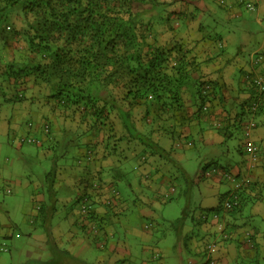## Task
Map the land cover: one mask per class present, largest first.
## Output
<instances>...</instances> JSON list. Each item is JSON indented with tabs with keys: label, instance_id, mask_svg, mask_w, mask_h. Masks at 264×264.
Here are the masks:
<instances>
[{
	"label": "trees",
	"instance_id": "trees-1",
	"mask_svg": "<svg viewBox=\"0 0 264 264\" xmlns=\"http://www.w3.org/2000/svg\"><path fill=\"white\" fill-rule=\"evenodd\" d=\"M177 1L0 0V90H3L0 94L7 100L23 99L27 79L31 84L44 87L56 107L62 106L60 109L67 111L56 115L58 121L65 119L66 122L69 116L79 122L78 126L89 122L88 130L83 131L84 126L80 131L81 128L75 125L66 129L64 124L59 133L71 132L77 137L72 141L74 149L100 145L103 157L111 158L114 168L129 156L144 164L158 154L164 163L172 161L170 151L161 154L164 149L156 142L155 133L169 135L174 145L187 141L190 133L185 134L186 125L182 121L186 103L190 100L199 110L209 111L215 100L217 81L204 68L224 51L219 50L216 56L206 55L201 45L204 38L196 37L197 30L205 36L206 20L201 19L200 2L184 0L186 2L175 11L173 7L177 6ZM219 4L228 6L225 0H219ZM15 14L22 22L21 27H16L12 20ZM211 17L217 19L213 13ZM190 27L195 30L193 41L186 38L193 36ZM16 36H22L29 53L9 59L4 53L9 47L15 50ZM215 37L222 38L221 35ZM258 52L264 53V50ZM251 65L252 70L243 72L245 79L249 75L247 87L252 92L244 100L243 108L234 116L227 113L226 120L232 123L225 121L224 126L215 123L222 129L224 138L241 135L239 150L247 158L245 145L251 135L245 134L246 126L250 120L258 126L255 117L264 111V91H261L264 67L258 68L252 61ZM221 67L217 68L222 70ZM258 77L262 84L254 81ZM109 113L116 116L113 122L107 121L111 118ZM100 117L104 120L103 126L95 122ZM93 118L95 123L91 122ZM51 134L54 135L50 126L49 132L43 133V141ZM84 134H91L93 138L83 142ZM58 137L56 135L57 146L60 145ZM216 164L207 166L217 167ZM80 172L83 178L75 180L77 183L73 182L72 186V192L77 196L74 215L85 227L87 222L98 226L106 217L96 214V199L115 178L101 181L102 178L94 177L88 166ZM48 175L53 177L54 173ZM151 189L148 187L149 192ZM152 194L154 197V192ZM224 198L218 206L211 208L212 212L222 213ZM85 199L91 208L83 215L81 205ZM38 206L42 207L40 203ZM109 212L114 211L110 208ZM184 220L185 214L172 224L183 225ZM247 232L250 233L248 237ZM254 240V234L246 231L243 242L251 253L256 247ZM251 262L260 263V260L256 258Z\"/></svg>",
	"mask_w": 264,
	"mask_h": 264
},
{
	"label": "crops",
	"instance_id": "crops-1",
	"mask_svg": "<svg viewBox=\"0 0 264 264\" xmlns=\"http://www.w3.org/2000/svg\"><path fill=\"white\" fill-rule=\"evenodd\" d=\"M225 1L228 2V6L220 5L219 0H217V2L215 3L214 0H203L201 2L198 1L205 9L202 12L203 14H201L202 21L206 19V15L210 16L212 13L215 15L216 13L218 14L217 10L219 9L216 7L217 5L222 7L227 14H230L229 16H227V18H230V16H232L233 14L234 9L237 8L240 3H238V0ZM258 1V4H260L262 7L264 5L263 0ZM180 7L174 6L173 8L175 9V11H177ZM190 28L192 29L193 36H187L186 38L193 41L195 39V30L192 27ZM215 36L217 35L215 34L214 36L205 37L202 35V33H199L198 30L196 31V37L204 38L202 39L203 41L201 42V45H203V49L206 55L210 54V56H216L217 54H219V50L221 51L223 49L224 51L222 52V54L217 55V59L213 60L214 62L209 63L208 66H205L204 68V71L217 81L215 100L211 102L212 105L210 106L209 111H204L203 109L199 110V108L194 105V102H191L190 100H188L186 103V115L184 116V119H182V121L186 125L185 134H190L187 137V141L185 140L177 143L178 146L185 150L189 149L196 151L199 147L215 146L219 143L224 144L227 138H224L222 129H218L219 127L215 123L218 122L219 124H221V126H224L225 121L227 123L228 121L230 122V120H226V118H228L227 113L231 116H234L238 111H240L243 108L244 100L247 99L251 92V90L248 91L250 88L248 89L247 87L248 83L245 77H243V72L253 69L251 65L252 53L250 54V59L246 60L242 55L243 47H240L242 45L241 43L237 50L238 56L230 55L226 51V47L229 46V41L231 40L230 37L224 39L223 36L222 38H216ZM263 50L264 39L259 43V46L256 47L254 52ZM218 66H222V70L218 69ZM244 86L246 87L244 88ZM261 91H264V85H262ZM29 102L33 106V117L31 120L35 121V125L32 128H28L25 125L24 128V126H22L19 121V114H16L15 119H12L8 122L9 135L16 133V131H18V128L20 129V131L18 132L19 135L30 131L39 138L38 143L41 145V142L43 141V133L41 132V127L44 122L50 121L51 123H49L54 135L51 134L48 137L47 141L43 142L47 143L48 141H51V147L54 146V148H57L59 146H57L56 135H59V132L62 131L64 124L66 129H70L75 125L76 127L81 128L80 131H82L83 126H78L79 123H77L76 120L72 119V117H67L66 122L64 121L65 119H59L58 121V119H56V115H53V111L48 110V117L50 119L45 120L43 114L47 115L46 111H41L36 102ZM255 119L259 122V124L251 132L250 139L260 146L261 157L259 162L256 165L251 166L246 155L242 154V159L235 166L228 167V169L233 171L235 174L238 173V175L243 176L246 179L245 185L241 190V205L239 206V208L233 211H221L222 213H220L218 218L216 219L207 218L202 220L201 215L203 211L201 215L197 216L198 219L204 222V241L206 237H212L214 239L212 241L217 244L216 264H264V111L261 114H258ZM203 123L209 124L210 129H204L202 125ZM88 128L89 127H84L83 131L88 130ZM82 136L83 142H87L90 140V138H93V135L91 134H84ZM234 136L232 138H234ZM154 137L156 142L158 143L160 138L166 139V141L172 140L173 143H171L169 146H174V140L169 135L155 133ZM173 148L169 147L166 151V149L163 147L164 150H162L161 154H165L164 152L170 151L171 154L169 155L171 157V160L177 161L181 164L182 162L178 161L175 158L173 154ZM102 150L103 149L100 145L96 146L95 148H86L85 146H82L81 148L76 147L75 154L77 158L75 162L77 164L76 166H78L76 170H72L69 167L68 169H64V167L59 168V165L56 163L55 167L58 166L59 169L57 168V172H53V178L51 177L52 175H48L45 185H42L40 180L36 182L37 187H35V191L32 194L33 200L35 202L33 215L36 218L40 217L42 220H46V224L49 216L54 211H56L55 214L58 212L55 206H51V214L49 215L48 213H44L45 208L43 207L47 199L50 198L48 194H45L46 187L51 188L53 203H55V200L58 199V196H56V194H58V191H61L60 199H62L64 203L62 205L63 211L67 210V204H65V202L68 201V203H74V208L71 209L73 216L71 213H68L69 218L72 221L70 227H65L62 223H58L54 226L44 225L41 232H39L37 228H34V231H36L37 233L28 234V238L30 241L29 244L32 250L31 252L32 254L36 255L35 260L38 263L106 264L107 262H103L107 261L105 258H103L104 255L101 254L99 248H96L97 251L94 249L95 243H92L90 238L87 237V234H90L93 230H99L100 232H104L106 241L108 239L115 240L118 234V229L116 227V225L118 224L121 225V227L125 231V239H120V241L118 240L115 244H110L109 251L111 252V255H109V252H107V255H109V264H164L163 255L165 254L164 251L166 250H163L157 247V245L153 244V242L156 241L157 237H160V235L162 236V231L161 229L158 230L155 227L156 223L154 221L150 222L148 219V221H144L142 217H145V215H147L150 211L155 210L156 203L166 201L168 197L170 198L172 195L173 191L169 196H166L167 192L169 191L166 187L163 188L164 190L162 189V192L159 193V195H157L155 192V189L160 187L157 185L161 183L171 184L169 189L173 188L174 186V179L169 174L171 173V171L169 170L171 169L170 165L168 164L169 161L167 162L164 170H160L159 168H156L159 170H155V167L152 163L153 160H150L148 164H144L141 163L139 159H136V157H131L133 164H135V170H137L142 184L145 183L150 186L153 185L151 192H149L147 189L146 191H142V193L140 194H135L136 196L127 197L126 195H123L122 198L119 193L116 194L112 191L113 187L116 185L115 180H112L113 182L111 181L106 185L101 196H99L100 198H97L95 202L96 214L98 216L101 215L106 217L103 219V221H101V227L90 224L88 222L86 223L85 227L83 226V223H81V221L77 220V218L75 217L74 213L77 212V205L75 203L77 196L76 194H71L72 191L68 192V194L70 193L71 195L67 194L65 196L66 193H64V191L62 190L66 187L70 189L72 186H74L73 182L77 183L80 178H83V174L80 171L85 166H88L90 168V172L94 174V177H101V181H109L108 178H110V172H112L116 168H114L115 166H113V160L111 158L103 157ZM52 152L53 151L50 148L46 153L49 154ZM88 155H90L92 158H89ZM80 157L83 158L80 159ZM154 157L155 156H153V158ZM160 158L162 160L163 157ZM216 163V165H218L217 167L221 165L218 162ZM208 167L211 166H205V168L203 169V173L201 172L200 174L201 178L206 179L205 184L203 185L206 193L211 194L210 191H213V194H217L220 190V186L223 184L226 185L227 188L225 189V193H227H223V196H227L231 189L230 182L227 181V179L223 177V175L221 176L212 174L208 177L204 175V171ZM219 168L227 170V167H222V165ZM182 169L185 174V169L183 167ZM146 174L147 178H145ZM124 176L126 178V174L122 172L120 177L117 178L121 179ZM152 192H154V197H151ZM220 202L221 200L219 199V202L217 204H211V206L205 205V208L208 209L216 207ZM39 203L42 205L41 208H39L38 206ZM158 206L159 205H157V207ZM110 208H112V210L114 211L111 215L109 212ZM133 208H137L142 212L138 216V222H140L141 219L143 222H141L143 226L132 225V222H130L129 218L134 214L132 212ZM183 214H185V212ZM121 216L123 217L121 218ZM220 225L223 226L224 231L220 229ZM74 226H76L77 229H80L84 235H81L74 231ZM189 230L192 231V229ZM246 231H251L255 237L254 241L256 243V247L252 253L249 252L250 250L247 248V246L245 247L246 244H244L245 242H243L244 234ZM224 232L228 233L227 237L223 236ZM0 234L3 233L0 232ZM130 235L138 237L137 241L140 242V244H138L140 247L139 252L136 251L135 248L132 249L130 245L131 240L128 239ZM171 243L172 245L170 243L164 244L169 249V251L173 250L172 248L174 246V243ZM193 243L202 256L206 255L205 246L200 247L199 241L196 239L195 235H193ZM98 246H100V244ZM248 254L251 255V258L253 257V260H256V258H258L260 260V263L251 262L253 260L251 258H248ZM112 257L115 258L112 259ZM205 259L204 261H198L197 264L204 263ZM192 262H194V260Z\"/></svg>",
	"mask_w": 264,
	"mask_h": 264
},
{
	"label": "rangeland",
	"instance_id": "rangeland-1",
	"mask_svg": "<svg viewBox=\"0 0 264 264\" xmlns=\"http://www.w3.org/2000/svg\"><path fill=\"white\" fill-rule=\"evenodd\" d=\"M178 1L176 2V7H180L186 2L184 0ZM197 1L201 2L203 0H194V3ZM258 2V0H238L240 5L234 9L230 18H227L230 14H227L224 9L216 6L219 9L217 10L218 14L216 13L215 15L217 19L214 20L206 15V25L204 24L203 30L204 35L209 37L216 34L223 36L224 39L230 37L231 40L229 41V46L226 47V51L233 56H238L237 50L242 43L240 46L243 47L242 55L246 60H249L250 54L254 52L256 47L259 46V43L264 39V5L261 7ZM199 7L202 11L205 10L202 5ZM12 20L15 21L14 24L16 27L22 26V22L18 15L15 14ZM174 24H176V22H174ZM25 43L22 36H16V40L13 44L15 50L9 47L7 52L4 53L5 56L9 59H14L17 57L19 58L21 54L23 56L25 53L28 55L29 52L27 51ZM25 85V96L18 101H14V97L13 101L12 98L11 100H7V97L0 94V232L3 233L0 234V264H40L35 260L36 255L31 252L28 234L37 233L34 231V228H37V230L41 232L44 225L54 226L58 223H62L65 227H70L72 224L68 213L72 214L71 209L74 207V203L65 202V204H67V210L63 211L62 205L64 203L62 199H60L61 191H58V194H56L58 199L55 200V205L52 203V196L47 199L45 203V212L49 215L51 214V206H55L58 211L56 214V211H54L49 216L47 224L45 223L46 220H42L40 217L36 218L33 215L35 202L32 194L35 191V187H37L36 182L40 180L42 185H45L48 174L54 171L57 172L58 166L55 167L56 163L59 165V168L64 167V169H68L69 167L72 170H76L78 167L75 162L77 157L72 142L75 141L77 137H74L71 132L59 133L57 136H59L58 140L60 141V145L54 148V146L51 147V141L47 143L43 142L41 145L38 142H17L19 136L18 132L20 131L19 128L16 133L9 135L8 122L12 119L14 120L16 114H19V121L24 128L25 125L27 127V123L32 119L33 106L29 101L36 102L41 111H46L47 115L43 114L45 120L50 119L48 117L49 111H53L54 116L59 113H62V115L67 113V111H62V109H60L63 108L62 106L60 108L58 107L59 105L56 107L54 100L49 99L48 94L44 91V87L31 84L30 79H27ZM2 92L3 90H0V93ZM71 113L72 112H70V114ZM108 117L110 120L107 121L110 122H113L114 118H116V116L111 113L108 114ZM94 118L91 120L92 123L96 122L100 126H103L101 122L104 120L101 121V117L96 119L95 122ZM116 120L117 119H115V121ZM245 120L247 122L248 119ZM81 124L86 128L89 122ZM202 125L204 129H210L209 124L203 123ZM240 136L241 135H238L234 138L227 139L224 144L219 143L215 146L199 147L196 151L189 149L185 150L178 145L169 146L173 143L172 140L166 141V139L160 138V146L164 147L166 151L169 147H174L173 154L175 158L182 162L181 164L177 161H170L168 163L171 167V169H169L171 173L169 174L174 179L172 198L156 203V209L150 211L145 217H142L144 221H154L156 223L155 227L162 231V236L160 235V237H157L153 244L167 251H164L165 254L163 255L164 264H197L200 260L204 261L205 255L202 256L198 252L193 243V235H195L196 239L199 241L200 247L205 246L214 239L212 237H206L204 241V222L198 219L197 216L201 215L202 211L203 213L211 215V208L207 209L205 205L211 206V204H217L219 199L221 200L222 196L227 193H225V189L227 188L226 185L222 184L217 194H213V191H210L211 194H207L203 187L206 179L201 178L200 174L201 172L203 173L205 166L211 162H218L222 167H227V170H230L228 169L229 166H235L242 159L238 140V138H241ZM50 148L53 152L47 154L46 152ZM164 153L166 154V152ZM155 154H157V152H155ZM149 160H153L152 163L155 169L159 168L160 170H164L167 165V163L163 162V158L161 160L159 154ZM118 164L119 167L110 172V177L115 178L116 194L119 193L122 198L123 195L127 197L136 196L135 194H140L144 190L146 191L148 189L147 187H153V185L142 184L137 170H135V164H133L130 156L129 159L125 161L121 160ZM221 165H219V167H221ZM182 167L185 169V174ZM122 172L126 174V178L125 176L121 179L117 178L120 177ZM157 186H160L155 189L157 195L162 192L164 187L169 191L172 189H169L171 186L169 183H161ZM49 189L50 187H46L45 194H50L51 189ZM72 189V187L70 189L66 187L62 191L66 193V196L68 192L73 191ZM71 194L76 193L71 192ZM157 205L159 206L157 207ZM132 212L134 214L129 218L132 225L143 226L141 219L140 222H138V216L142 212L137 208H133ZM184 212L185 220L183 225L174 226L172 223L178 217L182 216ZM203 213L201 215L202 220H204ZM111 214L112 212H110V215ZM122 217L123 216H121V218ZM98 227H101L100 223ZM116 227L118 229V234L115 240L108 239L106 241L104 232H100L99 230H93L90 234H87V237L96 245H94V249L96 250V248H99L101 254L104 255L103 258L107 261L103 262H107L106 264H109L108 256L111 255L109 251L110 244H115L118 240L125 239V231L121 225L117 224ZM189 229H192V231ZM73 230L84 235L76 226L73 227ZM130 236L128 239L131 240L130 245L132 249L135 248V250L139 252L140 247L138 244H140V242L137 241L138 237L133 235ZM171 242L174 243V246L172 248L173 250L169 251L164 244L170 243L172 245ZM97 244H100V246ZM107 252H109V255H107ZM114 258L115 257H112V259ZM193 260L194 262H192Z\"/></svg>",
	"mask_w": 264,
	"mask_h": 264
},
{
	"label": "built area",
	"instance_id": "built-area-1",
	"mask_svg": "<svg viewBox=\"0 0 264 264\" xmlns=\"http://www.w3.org/2000/svg\"><path fill=\"white\" fill-rule=\"evenodd\" d=\"M251 61L253 62V65L260 68V67H264V53L261 52H255L254 54H252L251 56ZM249 77V75H246V79ZM255 82H257L258 84H262L261 82V78H255L254 79ZM253 108H255V106L253 105ZM34 126L33 122H28L27 127L28 128H32ZM255 127V122L253 120H250L248 125L246 126L245 129V134L247 136L251 135L252 129ZM42 133H48L49 129H50V123L49 122H45L42 127ZM39 138L31 133V132H27L24 134H21L18 136V141L19 142H30V143H35L38 142ZM246 151L248 154V160L250 162L251 166L256 165L261 157V149L260 146L254 142L251 141V139L249 141L246 142ZM212 174H217V175H223V177H225L227 179V181L230 182L231 184V189L228 193V195L223 199L222 202V208L223 211H233L236 208H238L241 203H242V196L240 194L243 186L245 185L246 179L243 176H237L232 172L226 171L224 169H220L217 167H208L207 169H205L204 171V175L211 176ZM174 190V188H172L170 191L167 192L166 196H169L170 193ZM89 201L87 199L84 200L83 204L81 205V212L83 215H86L88 213V211L91 208V205H89ZM208 216H212L213 219L218 218L219 216V212H212L211 215H208L207 213H203V218L207 219ZM220 229L222 231H224L223 226L220 225ZM250 233L247 232L246 235L248 237ZM224 237L228 236V233L224 232ZM205 251H206V259L205 262L202 264H216V257H215V253L217 252V244L213 241L208 242L205 246ZM157 255V254H156Z\"/></svg>",
	"mask_w": 264,
	"mask_h": 264
},
{
	"label": "clouds",
	"instance_id": "clouds-1",
	"mask_svg": "<svg viewBox=\"0 0 264 264\" xmlns=\"http://www.w3.org/2000/svg\"><path fill=\"white\" fill-rule=\"evenodd\" d=\"M257 52H258V51H257ZM254 53H255V52H254ZM254 53H252V54H254ZM251 56H252V55H251ZM29 122H33L34 125H35V121L30 120ZM44 123H45V122H44ZM44 123H43V124H44ZM27 125H28V123H27ZM27 132H30V131H27ZM25 133H26V132H25ZM31 133H32V132H31ZM17 142H19V141H18V138H17ZM19 143H20V142H19ZM35 143H36V142H35ZM205 246H206V245H205ZM205 257H206V255H205ZM216 261H217V259H216Z\"/></svg>",
	"mask_w": 264,
	"mask_h": 264
}]
</instances>
